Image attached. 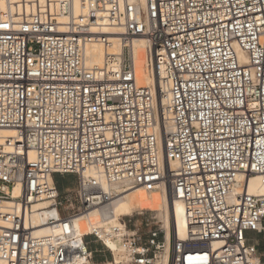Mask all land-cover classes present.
Returning <instances> with one entry per match:
<instances>
[{"label":"built area","instance_id":"obj_1","mask_svg":"<svg viewBox=\"0 0 264 264\" xmlns=\"http://www.w3.org/2000/svg\"><path fill=\"white\" fill-rule=\"evenodd\" d=\"M138 40L153 85L137 81ZM256 175L264 183V0H57L25 17L0 0V264L158 263L167 237L153 210L75 225L137 187L184 203L168 264H264Z\"/></svg>","mask_w":264,"mask_h":264},{"label":"bare ground","instance_id":"obj_2","mask_svg":"<svg viewBox=\"0 0 264 264\" xmlns=\"http://www.w3.org/2000/svg\"><path fill=\"white\" fill-rule=\"evenodd\" d=\"M11 2L13 10L18 17H25L35 13L40 14L42 11L47 14L54 13L57 4V0H11ZM135 46L137 81L140 85H153L155 80L147 66L146 41L138 40ZM110 50H118L116 37L113 39V46ZM88 51L91 54L90 63L102 65L106 55L104 47L96 43L90 46ZM161 102L166 103L167 98L164 97ZM248 188L252 193L264 195V183H262L261 177L257 175L250 179ZM45 204V202L34 204V212L32 214L34 223H41L45 219L46 211L39 210ZM8 205L10 204L7 203L6 206ZM150 208L163 211V228L166 230L167 248L165 251L166 255L164 256L163 254L160 261L156 264H168L172 227L179 239L185 237L187 228L184 203L178 197L171 198L168 187L154 192H148L142 187L129 189L123 192L121 198L112 207L103 210L93 209L86 214L76 216L75 225L82 234L89 233L93 227H101L108 230L111 225L120 222L121 216L134 215L135 212ZM113 220L114 222L112 223ZM49 230V226H41L35 229L36 234L46 233ZM108 245L113 250L115 260L118 263L124 261L125 256L121 252L119 242L108 241ZM162 259L163 261L161 262Z\"/></svg>","mask_w":264,"mask_h":264},{"label":"rangeland","instance_id":"obj_3","mask_svg":"<svg viewBox=\"0 0 264 264\" xmlns=\"http://www.w3.org/2000/svg\"><path fill=\"white\" fill-rule=\"evenodd\" d=\"M74 178L75 177L73 175H68V176H64V177H62L60 175H57L56 178H55V180H56V184L59 187V189L61 191H63L67 186H73L72 181L74 180ZM149 210H153L152 214L155 215V216H157L158 219L161 221V224H162L163 223V211H160L159 209H155V208H150ZM113 222H114V220L112 221V223ZM250 234H252V233H250ZM99 246L100 245H98L96 243H93L92 244V248H94V249L97 248V247H99ZM165 255H166V253H164V256ZM164 256H163V259H164ZM163 259L161 260V262L163 261Z\"/></svg>","mask_w":264,"mask_h":264},{"label":"crops","instance_id":"obj_4","mask_svg":"<svg viewBox=\"0 0 264 264\" xmlns=\"http://www.w3.org/2000/svg\"><path fill=\"white\" fill-rule=\"evenodd\" d=\"M98 260H102V258H98Z\"/></svg>","mask_w":264,"mask_h":264}]
</instances>
